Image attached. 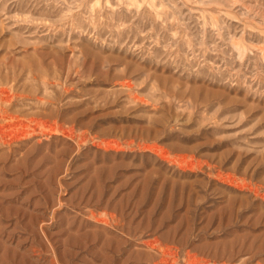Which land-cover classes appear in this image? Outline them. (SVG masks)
I'll return each mask as SVG.
<instances>
[{
  "label": "rangeland",
  "instance_id": "1",
  "mask_svg": "<svg viewBox=\"0 0 264 264\" xmlns=\"http://www.w3.org/2000/svg\"><path fill=\"white\" fill-rule=\"evenodd\" d=\"M169 253L264 264V0H0V264Z\"/></svg>",
  "mask_w": 264,
  "mask_h": 264
},
{
  "label": "bare ground",
  "instance_id": "2",
  "mask_svg": "<svg viewBox=\"0 0 264 264\" xmlns=\"http://www.w3.org/2000/svg\"><path fill=\"white\" fill-rule=\"evenodd\" d=\"M8 99V98H7ZM3 100V99H2ZM148 241V240H147ZM151 241V240H150ZM154 242V241H153ZM157 242V241H156ZM156 242H154V244L156 243ZM148 243H150L149 241H148ZM147 243V244H148ZM146 244V245H147ZM165 246H167V245H165ZM153 248V247H152ZM155 248H156V246H155ZM159 248H163V247H159ZM158 248V249H159ZM165 249V248H164ZM168 249V248H167ZM162 251H164V250H162ZM161 251V252H162ZM169 252V250L168 251H165V254L166 253H168ZM189 252V251H188ZM188 252H187V254H188ZM173 253V252H172ZM175 254V253H174ZM171 254L169 253V255L164 259V261H163V257L161 258V261H163L164 263H166V264H171V262H172V259H171V256H170ZM177 255V254H176ZM188 257H186L187 258V264H208V261L206 260V259H202V258H198L196 255H193V254H189V255H187ZM160 261V262H161ZM162 262V263H163ZM173 262H175V261H173ZM157 263V262H156Z\"/></svg>",
  "mask_w": 264,
  "mask_h": 264
}]
</instances>
